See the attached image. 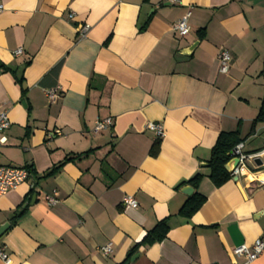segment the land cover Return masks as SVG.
<instances>
[{
  "label": "crops",
  "instance_id": "obj_1",
  "mask_svg": "<svg viewBox=\"0 0 264 264\" xmlns=\"http://www.w3.org/2000/svg\"><path fill=\"white\" fill-rule=\"evenodd\" d=\"M0 3V107L10 123L0 166L30 168L0 197L9 259L0 264H242L231 249L264 242V123L253 126L264 102V0ZM188 12L179 38L172 27ZM81 25L90 27L83 38ZM221 50L231 57L225 75ZM55 87L60 96L49 101ZM106 118L112 126L93 133ZM150 123L162 124L160 139ZM234 131L244 153L262 154L247 163L250 174L215 187L211 149ZM196 174L205 202L184 218L194 191L182 188ZM124 196L137 206H124ZM163 220L166 237L138 245ZM249 264H264V250Z\"/></svg>",
  "mask_w": 264,
  "mask_h": 264
},
{
  "label": "built area",
  "instance_id": "obj_2",
  "mask_svg": "<svg viewBox=\"0 0 264 264\" xmlns=\"http://www.w3.org/2000/svg\"><path fill=\"white\" fill-rule=\"evenodd\" d=\"M178 0H169V3L175 4ZM4 10L3 5L0 3V13ZM190 13H186L182 18L177 20L173 27L172 31L179 38L185 37L189 33V26L187 19ZM72 17V15L70 16ZM90 27L88 25H81L78 27L79 37H85ZM21 54V49H16L13 52L14 56H19ZM218 61V73L225 75L228 73L231 57L226 50L219 51L217 55ZM45 96L49 101L55 100L60 96L59 88L55 87L45 91ZM112 126V120L110 118L97 120L94 123L93 133H99ZM10 123L7 117V113L0 107V146L5 144L6 138L4 137L5 132L9 129ZM147 130L151 131L154 134L155 140L160 139L164 134V128L160 123H150L147 125ZM61 133H49L48 137L52 138L59 136ZM233 153L238 160V163L235 167L230 163L229 176L231 179L237 180L240 177H244L247 174H250L249 169L247 168V163L251 160L260 158L262 153L256 155H247L243 151V144L239 143L233 149ZM263 166V165H262ZM264 168V166H263ZM30 176L29 169L27 167H14V166H0V197L5 196L8 192L17 189L21 184L26 182ZM44 200L47 204L52 205L56 202L55 193L50 196H45ZM122 204L124 206L135 208L137 206L136 200L132 196H124L122 199ZM103 255H109L111 253L112 247L111 244H107L99 249ZM264 250V242L260 239L256 240L251 247L245 245H240L233 247L231 253L235 257H243L244 262L242 264H249L254 261ZM0 259L5 263H9V259L0 249Z\"/></svg>",
  "mask_w": 264,
  "mask_h": 264
},
{
  "label": "trees",
  "instance_id": "obj_3",
  "mask_svg": "<svg viewBox=\"0 0 264 264\" xmlns=\"http://www.w3.org/2000/svg\"><path fill=\"white\" fill-rule=\"evenodd\" d=\"M257 123H264V102L261 104L256 118L253 120V126ZM241 142L242 141L239 138L238 131L228 133L222 132L218 135L215 144L211 149L210 158L207 162V166L209 168V179L215 187H220L231 179L229 172L225 169V165L231 160V153L235 146ZM157 147V143H155L151 149L152 155H155ZM86 154L87 153L65 157L60 163L54 165L48 172H46L44 177L52 176L68 162L79 159ZM27 169H29L30 172V168L27 167ZM202 178L203 176L201 174H196L189 181L184 183L185 185L191 187L194 192L181 207L179 211L180 216L190 218L205 202V198L197 193V189ZM19 214H16L15 216H18ZM167 232L168 228L166 221H160L152 230L144 235L138 245H150L156 242H161L166 237Z\"/></svg>",
  "mask_w": 264,
  "mask_h": 264
},
{
  "label": "water",
  "instance_id": "obj_4",
  "mask_svg": "<svg viewBox=\"0 0 264 264\" xmlns=\"http://www.w3.org/2000/svg\"><path fill=\"white\" fill-rule=\"evenodd\" d=\"M231 162H232V166L233 167H235L237 165V163H238V160L235 157V154L233 153V151L231 153V160L225 165V169H226L227 172L230 171V168H231L230 163ZM192 192H193V189L191 187H189V186H185L184 188H182V193H184L187 196H190L192 194ZM6 226H7V224H5V225L0 227V233L4 230V228ZM137 256L138 255H134L133 257H131L130 261H133L135 258H137Z\"/></svg>",
  "mask_w": 264,
  "mask_h": 264
}]
</instances>
